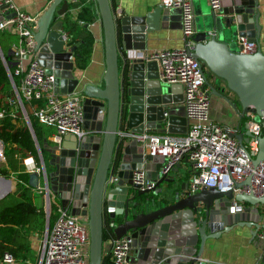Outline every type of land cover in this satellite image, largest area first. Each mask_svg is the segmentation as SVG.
<instances>
[{
	"label": "water",
	"instance_id": "water-1",
	"mask_svg": "<svg viewBox=\"0 0 264 264\" xmlns=\"http://www.w3.org/2000/svg\"><path fill=\"white\" fill-rule=\"evenodd\" d=\"M95 2L103 35L102 83L85 82L75 69L78 43L71 45L63 30L72 2L49 0L37 20L39 63L54 75L55 93L82 94L83 122L79 135H65L60 146L51 148V169H46L40 154L42 173L31 172L28 185L39 189L41 177L64 210L86 218L88 264H102L106 224L115 239H130V260L136 264H206L207 241L234 228L250 229L258 245L256 236L264 230V194L242 191L251 186L252 173L228 191L201 187L190 192L183 173L190 171L176 163L164 172L165 157L147 154L146 144L138 141L151 133H186V116L172 112L183 101L182 85L161 79L159 62L147 53L151 34L165 27L171 8L159 4L143 15H116L109 0ZM256 6V0H233L217 11L209 7L196 13L193 45L187 50L213 74L217 87L211 85L210 91L240 112L230 135L242 150L253 140L244 114L264 117V53L257 49L243 54L237 46L238 37L256 42L261 33ZM119 47L126 57L122 68ZM0 56L7 68L1 51ZM263 159L264 128L257 138L253 169ZM141 168L153 187L142 189L134 182V173ZM10 191L2 190L0 199ZM45 220L47 228V216ZM257 264H264V248Z\"/></svg>",
	"mask_w": 264,
	"mask_h": 264
},
{
	"label": "built area",
	"instance_id": "built-area-1",
	"mask_svg": "<svg viewBox=\"0 0 264 264\" xmlns=\"http://www.w3.org/2000/svg\"><path fill=\"white\" fill-rule=\"evenodd\" d=\"M75 3L77 0H69ZM212 10L222 7L221 0H207ZM167 8L181 10L183 46L161 49L149 54L159 62L161 79L167 83H180L183 90L182 104L187 119L186 133L183 135L146 134L138 137V141L146 144V152L150 155L165 157L164 172L171 166L187 157L192 165V174L188 188L195 192L201 187H217L221 191L232 189L235 181H242L252 173L250 187H243L242 191L251 189L256 195L264 194V159L255 169L252 167L253 155L257 152V138L264 128V117L253 112L244 114V122L250 127L253 140L246 145V150L238 147V143L230 134L233 128L226 124L213 121L209 116L211 91L206 85L204 69L198 60L188 53L193 45L195 35L194 11L192 0H161ZM0 7H4L0 19V31H9L17 37L11 45L16 66L13 73L8 69V76L12 85V95L16 107L22 112L27 123V113L24 100L42 98L44 105L35 111L37 118L44 123L55 126L51 140L60 146L63 137L68 134L79 135L83 122L82 94H57L54 92V75L46 72L40 65L35 50L34 33L37 30L36 16L19 9L12 0H1ZM239 52L251 54L257 51L256 42L248 41L246 37L237 39ZM14 76L18 77V83ZM3 111L0 110V117ZM5 162L4 146L0 140V164ZM26 171L42 173V165H36L33 157L23 160ZM112 178H109L111 181ZM134 182L141 184V188H151L153 181L145 180V171L141 168L134 173ZM0 192L12 182L10 178L0 175ZM40 186V185H39ZM44 196V210L48 218L37 250L36 264H88L89 231L86 218L72 215L57 206V216L49 225L51 196L45 186H40ZM40 189V188H39ZM260 248H264V230L257 236ZM131 241L122 237L115 239L112 244L111 256L113 264H136L130 260ZM14 257L5 252L0 264H17Z\"/></svg>",
	"mask_w": 264,
	"mask_h": 264
},
{
	"label": "trees",
	"instance_id": "trees-1",
	"mask_svg": "<svg viewBox=\"0 0 264 264\" xmlns=\"http://www.w3.org/2000/svg\"><path fill=\"white\" fill-rule=\"evenodd\" d=\"M87 1L92 3L96 10L80 8L76 18L68 13L63 26L69 43L71 45L78 43L76 52L79 56L75 57V62L80 69L88 65L94 43L91 32L84 25L97 17L98 9L95 0H78L77 3H73L77 6L80 2ZM16 39L14 33L0 31V51L12 73L16 62L11 45ZM7 68L0 56V110L3 111L0 117V140L4 146L5 161L10 168L9 170L4 164L0 165V175L9 178L14 174L18 181L15 189L0 199V259L5 252H9L18 263L36 264L38 253L32 248L30 236L34 233L43 235L46 214L43 204L37 205L34 202V189L28 185L30 172L26 171L23 160L31 156L39 166L41 154L46 169H51V148L55 144L50 137L55 132V126L41 122L35 114V111L44 105L42 98L23 101L30 121L28 126L22 112L16 107ZM204 74L210 84L213 74L207 68L204 69ZM14 80L16 83L19 81L16 76ZM40 190L42 193L43 190ZM57 206V203L51 202L50 226L57 216Z\"/></svg>",
	"mask_w": 264,
	"mask_h": 264
},
{
	"label": "crops",
	"instance_id": "crops-1",
	"mask_svg": "<svg viewBox=\"0 0 264 264\" xmlns=\"http://www.w3.org/2000/svg\"><path fill=\"white\" fill-rule=\"evenodd\" d=\"M1 1V0H0ZM14 4L21 10L36 16L42 14V12L48 7L49 0H12ZM222 7L227 6L233 2V0H221ZM256 10L260 12L259 22L262 25L261 33L256 41L257 49L264 53V0H256ZM78 0L75 2L77 3ZM112 10L115 14H129V15H143L147 11L152 10L157 5L161 4V0H109ZM74 3V4H75ZM71 5L70 11L74 18H76L77 11L82 8L83 10H96L95 6L89 1L85 3H79L77 6ZM193 11L196 17V13L200 14L209 7L207 0H192ZM59 6L56 7V10ZM98 13V12H97ZM171 17L166 20L165 27L159 28L157 31L151 34V38L147 43V53L159 51L166 48H175L183 46V35H182V22H181V10L178 8H171ZM3 13L0 10V18ZM87 28L92 34L94 39L90 60L85 68H78L75 64L76 71L82 76L85 82L89 83H102V75L104 72V50H103V35L102 26L99 18V14L95 19L87 24ZM238 48L239 45L237 44ZM126 57L122 47H119V63L122 68L125 63ZM75 61V58H74ZM207 83V86L217 87L215 80L212 79ZM222 83H219L221 85ZM212 93V92H211ZM183 94V91H182ZM232 99L235 97L230 94ZM172 112L177 116H184L185 109L182 104H177ZM240 112H236L231 105L225 101L221 96L211 94V103L209 109L210 118L218 123L226 124L234 128L239 121ZM180 128L181 125H176ZM243 130V129H242ZM51 138V137H50ZM64 143H68V138H65ZM66 141V142H65ZM180 165L183 170L190 172H183L188 179L192 174V165L187 157H183L180 160ZM4 184L0 182L1 185ZM43 186V183H39ZM9 187L12 186V182ZM35 192V191H34ZM40 195L41 202H44V194L41 190L35 192ZM38 195V196H39ZM52 202L57 203L59 206V200L51 195ZM107 223V222H106ZM248 228H234L230 232L223 234L219 239H210L207 241L203 258L206 264H257L260 255V248L255 239L251 238ZM115 240L114 235L109 230L108 225H105V234L103 236V252H102V264H112L111 249L113 241ZM32 245V244H31ZM32 248H35L32 245ZM37 251V250H36ZM21 264V263H18Z\"/></svg>",
	"mask_w": 264,
	"mask_h": 264
},
{
	"label": "rangeland",
	"instance_id": "rangeland-1",
	"mask_svg": "<svg viewBox=\"0 0 264 264\" xmlns=\"http://www.w3.org/2000/svg\"><path fill=\"white\" fill-rule=\"evenodd\" d=\"M209 8V7H208ZM259 118V117H258ZM40 162H41V160H40ZM2 164H4L6 167H8V169L10 170V168H9V166H8V164L6 163V161L4 162V163H2ZM41 164V163H40ZM1 165V164H0ZM11 180H12V186H11V188H9L10 190H14L15 189V184L17 183V181H18V177H16L14 174H12V176L11 177H9ZM39 182H40V184L43 182V180L41 179V177L39 178ZM40 189H41V187H40ZM40 189H34V191L36 192H38ZM39 195V194H38ZM36 193L34 194V202H35V204H37V205H41V204H43V208H44V203L43 202H41V199H40V195L38 196ZM45 219H46V215H45ZM45 227H46V220H45V224H44V232H45ZM43 232V233H44ZM41 237L42 236H40V235H38V234H36V233H34V234H32L31 236H30V239H31V244L33 245V247L35 248V250H38V248H39V245H40V241H41ZM18 264V263H17Z\"/></svg>",
	"mask_w": 264,
	"mask_h": 264
}]
</instances>
